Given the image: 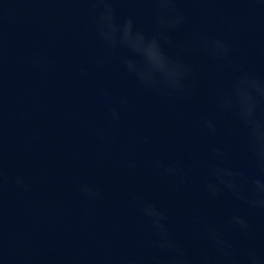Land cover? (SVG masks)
<instances>
[{
	"label": "water",
	"instance_id": "obj_1",
	"mask_svg": "<svg viewBox=\"0 0 264 264\" xmlns=\"http://www.w3.org/2000/svg\"><path fill=\"white\" fill-rule=\"evenodd\" d=\"M176 7L185 22L170 32L174 46L166 51L193 66L197 88L166 98L124 70L120 57L137 59L133 53L104 46L89 0H0V264H150L165 254L150 243L143 202L167 212L170 232L194 261L214 254L205 224L264 254V212L204 188L217 165L259 174L243 129L216 99L236 67L264 78V0H177ZM113 8L118 23L131 17L145 34L156 28L152 0H113ZM202 37L225 40L232 51L217 60L200 49ZM37 54L39 68L31 63ZM205 118L216 124L214 135L202 126ZM214 148L228 158L217 160ZM127 160L137 167H124ZM153 160L179 164L186 183L171 191ZM81 184L101 197L84 195ZM233 214L249 220V237L228 223Z\"/></svg>",
	"mask_w": 264,
	"mask_h": 264
},
{
	"label": "clouds",
	"instance_id": "obj_2",
	"mask_svg": "<svg viewBox=\"0 0 264 264\" xmlns=\"http://www.w3.org/2000/svg\"><path fill=\"white\" fill-rule=\"evenodd\" d=\"M90 11L95 16V28L98 38L112 53L119 48L127 49L137 59L121 56L120 62L124 70L147 90L155 91L166 98L177 95L192 96L197 88V82L192 79L195 75L190 63L182 59L173 58L166 51V47L174 46L170 32L179 28L185 22V16L176 7L177 0H152L155 5L154 19L156 28L151 34H145L129 17L118 23L113 0H89ZM200 49L211 53L217 60L226 58L232 49L222 39L201 38ZM191 47H185L183 52L188 54ZM31 63L35 67L43 66V58L35 55ZM97 63H106L98 59ZM223 64H217V70H223ZM237 73L227 89L219 90L216 103L224 112L231 113L237 125L244 131L245 148L259 171L258 175H246L243 171L233 170L217 165L211 169L210 178L204 180V188L212 198L219 197L225 191L245 207L264 212V78L258 77L240 67L233 69ZM82 74L83 71H82ZM192 80L189 84L188 81ZM108 95V93H104ZM121 104L128 103L122 98ZM108 112L113 121H119L118 108L108 106ZM202 126L209 132H217L216 124L210 119H203ZM97 134L103 137L102 129ZM217 160H226L228 153L220 148H214ZM124 167L135 169L137 163L133 160L124 161ZM152 168L158 175H163L172 183L171 191H177L186 183L182 175L183 168L179 164H168L161 160H153ZM6 182V177L0 169V189ZM15 184L27 191L30 185L24 177L17 176ZM80 191L92 199H99L101 193L88 184H81ZM141 214L151 223L154 238L151 245L165 255L154 256L150 264H264V254L258 253L251 246H237L225 238L223 233L212 225L205 224L204 235L210 243L214 254H202L198 261H194L184 247L178 243L168 227V214L165 210L151 202L140 205ZM193 221L200 223L199 216ZM228 223L235 227L243 237H249L252 225L240 214L229 217ZM132 264V262H128Z\"/></svg>",
	"mask_w": 264,
	"mask_h": 264
}]
</instances>
